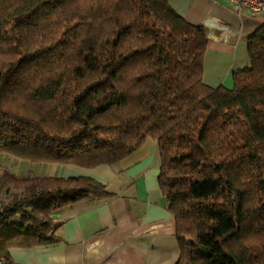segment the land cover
<instances>
[{
    "label": "trees",
    "instance_id": "1",
    "mask_svg": "<svg viewBox=\"0 0 264 264\" xmlns=\"http://www.w3.org/2000/svg\"><path fill=\"white\" fill-rule=\"evenodd\" d=\"M206 35L168 0H0V153L93 168L152 138L175 264H264V18L230 88L203 81ZM111 195L0 165V264L54 242L61 209Z\"/></svg>",
    "mask_w": 264,
    "mask_h": 264
},
{
    "label": "crops",
    "instance_id": "2",
    "mask_svg": "<svg viewBox=\"0 0 264 264\" xmlns=\"http://www.w3.org/2000/svg\"><path fill=\"white\" fill-rule=\"evenodd\" d=\"M168 2L187 22L206 28L203 81L230 88L232 74L249 62L247 37L264 16L239 11L231 0ZM160 163L157 142L147 138L133 153L110 165L84 168L50 164L49 175L92 178L112 195L77 201L61 209L55 215L56 240L10 248L13 263L175 264L179 246L174 217L158 185Z\"/></svg>",
    "mask_w": 264,
    "mask_h": 264
},
{
    "label": "rangeland",
    "instance_id": "3",
    "mask_svg": "<svg viewBox=\"0 0 264 264\" xmlns=\"http://www.w3.org/2000/svg\"><path fill=\"white\" fill-rule=\"evenodd\" d=\"M0 165L17 176L28 175L29 172L35 173V175L51 176L49 175V169L47 168L50 164L47 163H30L25 160L16 158L7 153H0ZM47 168V169H46ZM62 169H58L60 173ZM58 176V175H53Z\"/></svg>",
    "mask_w": 264,
    "mask_h": 264
},
{
    "label": "built area",
    "instance_id": "4",
    "mask_svg": "<svg viewBox=\"0 0 264 264\" xmlns=\"http://www.w3.org/2000/svg\"><path fill=\"white\" fill-rule=\"evenodd\" d=\"M239 11L264 16V0H231Z\"/></svg>",
    "mask_w": 264,
    "mask_h": 264
}]
</instances>
